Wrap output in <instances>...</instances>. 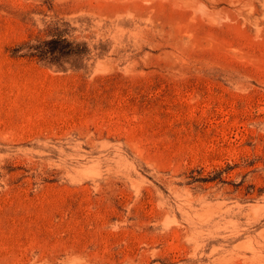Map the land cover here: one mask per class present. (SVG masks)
<instances>
[{
  "label": "rangeland",
  "instance_id": "374dc122",
  "mask_svg": "<svg viewBox=\"0 0 264 264\" xmlns=\"http://www.w3.org/2000/svg\"><path fill=\"white\" fill-rule=\"evenodd\" d=\"M0 264H264V0H0Z\"/></svg>",
  "mask_w": 264,
  "mask_h": 264
}]
</instances>
